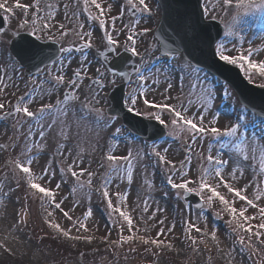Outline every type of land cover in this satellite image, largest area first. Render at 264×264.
<instances>
[{
  "label": "snow or ice",
  "instance_id": "obj_1",
  "mask_svg": "<svg viewBox=\"0 0 264 264\" xmlns=\"http://www.w3.org/2000/svg\"><path fill=\"white\" fill-rule=\"evenodd\" d=\"M129 10L139 15L125 23ZM81 11L87 14L84 22ZM0 15V97L15 95L7 90L19 87L16 79L29 89L14 104L0 100V120L11 119L13 129L9 142L0 144V150L18 149L0 166L4 171L0 203H10V193L24 187V203L11 226L14 238L27 226L29 200H38L42 223L50 230L47 235L70 242L71 247L98 240L114 254L124 247L130 252L143 248L154 258L152 264H160L168 252L182 255L190 249L193 256L210 253V238L228 264H246V260L264 264V113L257 118L244 107L235 113L234 121L220 127V117L212 111L217 90L208 87L207 77L200 76L199 68L182 63L180 53L145 26L144 18L150 22L154 15L149 0H15L11 5L0 0ZM17 16L18 26L9 35L3 24H11ZM245 17L257 18V39L264 42V0H216L211 8L207 3L200 6L194 24L182 26L181 43L207 45L215 60L237 68L249 84L264 89V47L254 48V41L244 34ZM88 21L102 30L99 40L105 48L97 50L102 59L94 72L89 53L97 38L86 27ZM211 22L219 26L215 36L210 31ZM149 34L152 43H147ZM49 45L59 47L49 53ZM12 46L17 49L15 53ZM121 50L129 59H137L119 72L105 67L109 54L119 57ZM17 65L20 69L34 67L33 78L26 79L23 74L15 77ZM118 85L130 89L124 97L127 112L155 121L158 134L168 138L163 144L154 143L150 149L127 147L124 154H117L122 141L116 138L124 135V129L102 105L107 90ZM228 96L225 91L224 97ZM38 101V109L31 110ZM102 133L112 142L108 143ZM53 138L56 143L51 145L48 142ZM169 140L182 150L179 163L169 158ZM37 151L43 156L36 155ZM97 151L102 153L97 165L102 173L92 168L94 160L87 159ZM45 157L41 166L39 161ZM152 167L162 171L168 191L157 187ZM138 169L142 182L130 204V186ZM248 171L251 178L246 175ZM98 176L102 182L95 185ZM156 191H161L165 200L171 195L177 203L198 198L196 219H192L191 205L171 216L170 209L153 198ZM93 192L105 203L110 218L112 231L103 237L81 234L90 232L91 208L82 219L74 220L70 214L82 202L90 203ZM69 202L71 207L66 209L64 205ZM204 209L212 210L216 219L227 217L224 222L232 240L227 252L220 248L218 229L209 232ZM56 214L70 221V226L61 227ZM74 230L78 234H72ZM94 230H99L98 224ZM113 231L117 235L114 240L110 239ZM0 250V255H16L5 243H0Z\"/></svg>",
  "mask_w": 264,
  "mask_h": 264
},
{
  "label": "rangeland",
  "instance_id": "obj_2",
  "mask_svg": "<svg viewBox=\"0 0 264 264\" xmlns=\"http://www.w3.org/2000/svg\"><path fill=\"white\" fill-rule=\"evenodd\" d=\"M11 1V0H10ZM22 3H31L32 0H22ZM113 3H115V0H113ZM208 4L209 8H211L213 5H215L216 0H203V5ZM123 6V5H121ZM81 8V5H80ZM95 13V9H92ZM116 12H113V15H115ZM59 18V17H58ZM80 19L82 22L86 21L87 14L83 13L81 11ZM248 23L244 24L245 28V35L247 38L252 39L254 41L253 47H264V42L257 39L258 36H260V24L256 22L257 18L254 17H245L244 18ZM130 20V17L126 14L124 17V22L127 23ZM18 26V16L15 18H12L11 24H7V27L5 29V32L9 33L11 31L16 30ZM147 26V24L145 25ZM87 28H90L93 33L94 37H96V43L95 47L90 50L89 53V60L91 61V71L94 72L95 67L99 66V61L96 59L94 55V51L96 49H100L103 42L99 40V37L102 35L101 31L97 28V26L91 22L88 21L86 24ZM122 37V36H121ZM121 37H119L121 39ZM7 38V37H6ZM231 46V45H229ZM247 46V45H246ZM7 48V45H6ZM143 48V46H141ZM80 54H76V57H78ZM75 59V57L73 58ZM73 67H75V63L73 64ZM174 67V66H173ZM18 71L14 74L15 77H19L22 73V71L17 66ZM8 73L12 75L11 67L7 69ZM202 78L205 76L200 75ZM31 77L30 79H32ZM175 79V76L173 77ZM210 80V78L207 77V81ZM211 81V80H210ZM16 83L19 85L18 88H12L10 87L7 92L8 93H15V95H6L4 97H0V100H4L6 103L8 101H12L13 99H17V97L24 95L25 91L29 90L26 89L24 86V83L21 82L19 79H16ZM216 90L217 94L215 95L214 104L215 107L213 108V112L219 115L220 121L219 126L224 127L227 125L230 121L235 120V113L239 110H236L235 108V101L232 95H229L227 98L224 97V92L227 91L225 86L214 83L212 84ZM161 91H163V85H161L160 88ZM175 93V90L173 94ZM219 94V96H218ZM39 96V93L36 94ZM106 96V94H105ZM224 97V106L221 108H217V102L218 100ZM54 99V97L52 98ZM156 99L160 100L161 97L159 94H156ZM51 102V100L49 101ZM226 102V105H225ZM40 106V102L33 104L32 107ZM109 106V103L105 100V104L102 105L105 109ZM0 115H3L1 113ZM234 115V118L232 117ZM119 121V120H118ZM259 121L257 120V123ZM34 123V122H33ZM119 126L123 129L121 122L119 121ZM0 144L9 142V137L13 134L12 129V120L9 119L7 121L0 120ZM25 131L27 130V126H25ZM107 131V130H106ZM126 133H128L126 130H124ZM124 132V133H125ZM48 133H46V136ZM104 136V139L111 143L112 141L108 139L107 135L105 133L101 134ZM53 137H55V134H53ZM116 139L122 141L120 148L118 149L117 154H124L127 147H145L149 148L152 146H147L146 144H141L139 142H136V138H133L131 135L126 136V134L117 137ZM74 142V141H73ZM51 145H54L56 143V139L53 138L48 142ZM163 142L157 143V144H163ZM169 144H171V150L169 152V158L175 160L177 163H179V160L183 158L182 156V150L180 147L177 146L175 142H172L169 140ZM204 148L206 150L207 144L205 143ZM55 150L54 148L52 149ZM199 150V149H197ZM18 152V149L16 151H13V149L9 148L6 152L3 150H0V166H3L5 161L9 159L10 156H15ZM36 155L43 156V152H35ZM102 153L97 151L91 156H87V159L94 160L92 163V168L96 169L98 172H103V170L98 169L97 165L100 161ZM45 159H41L39 161L40 165L42 166L45 163ZM195 163V160H194ZM258 163V162H257ZM143 167V166H141ZM38 172L40 171L39 168L36 169ZM150 171H154L156 173L155 175V183L159 189H163L165 191H168L163 184L162 179L164 178V175L160 169H157L155 167L150 168ZM4 175V171H0V177ZM246 175L251 178L252 173L250 171L246 172ZM67 179V177H65ZM102 182L101 177L98 176L94 180L95 185H99ZM142 182V174L141 170H137L134 173V183L131 185L132 189V196L129 198V203L131 204L132 200L135 197V194L137 192V189L140 187V184ZM122 188L125 187V185H121ZM113 189H115V186L113 185ZM8 190V187L6 185L5 191ZM65 193H61L60 195H65ZM24 195V188L21 186L19 189H16L15 191L10 193V203H7L8 206L6 208L7 216L4 219V221L0 222V239L3 240V243H5L9 248H12L15 250L16 255L15 256H8L6 253L3 255H0V264H145L146 262L152 263L153 257L151 255L145 254L143 251V248H138L136 252H130L128 247H124L122 250H118L115 254L109 255V251L104 252L102 254H88L81 257L78 253L74 254V257H72L73 254L66 255L62 254L60 252V249H55L53 245L49 244L47 240L43 239L41 240L39 233L42 231V220H41V208H40V202L29 200L28 202V216H27V226L23 229V232L16 238L14 230H12L11 226L15 223V220L17 218V214L21 209V205L24 203L21 199ZM59 198V197H58ZM154 199H158L161 201V203L170 209L171 216H176L177 211L185 212L186 205L183 204V202L177 203L174 197L169 195L166 200L162 198V192L156 191L153 194ZM7 202V200H6ZM64 207L67 209L71 207V203H66ZM91 208L93 211V217L88 221V227L90 229L89 233H81L83 235H95L97 237H103L107 235L111 229L110 224V218L107 214L105 203L102 201L101 197L98 193L93 192L91 202L84 201L82 202L81 206L79 208H76V210L72 213H70L73 216V219L77 218H83V215L86 211V209ZM190 212L192 214V219H196V214L198 211H196L193 208H190ZM205 215L209 217V232L213 228L218 229V236L220 240L222 241L220 248L224 250V252H227L229 246L232 243V240L230 238V231L227 228L224 219H216L214 216V213L210 209H204ZM29 215H32V219H29ZM179 219V218H178ZM56 222L60 223L61 227L67 228L70 226L71 222L67 221L62 218L60 214L55 215ZM41 221V222H40ZM99 225V230L95 231V225ZM2 225V226H1ZM40 225V226H39ZM180 231V228H177V232ZM14 234V235H13ZM39 236H36V235ZM72 234H78L73 231ZM125 234H128L125 232ZM155 235V232L152 233ZM7 237V239H5ZM9 239V240H8ZM110 239H117L116 233L113 231L112 235L110 236ZM11 240V242H10ZM104 244L100 243L98 240H95L92 244H86L82 243L81 248L86 250V253H89L92 248H97L99 251L101 247ZM208 247L211 248V252L203 251L202 254H197L193 256L191 254V250L189 249L187 252H185L182 255H177L180 258L186 259V263L184 264H228V260L225 257L224 253L217 252L216 246L213 244L211 239L208 240ZM204 246L201 245V249L203 250ZM2 252V250H0ZM106 254V255H105ZM105 255V256H104ZM210 256V259H209ZM66 257H69L70 259H67ZM239 259V257H238ZM255 259V257H253ZM235 264V262H233ZM160 264H178L174 257L169 258L165 255L164 259L160 262ZM246 264H251V261L246 260Z\"/></svg>",
  "mask_w": 264,
  "mask_h": 264
},
{
  "label": "water",
  "instance_id": "obj_3",
  "mask_svg": "<svg viewBox=\"0 0 264 264\" xmlns=\"http://www.w3.org/2000/svg\"><path fill=\"white\" fill-rule=\"evenodd\" d=\"M175 3L178 6L177 9H176V11H178V14H177L178 16L177 17L178 18H180V16L181 17H185L189 21V25L190 24H194L196 22V20L198 19L199 15H200V9H199L198 0H177ZM173 11H175L174 8H173ZM210 31H211L212 35L215 36L217 34V32L219 31V28L214 23L213 24L211 23ZM189 35H191V33H189ZM14 48H15V46H14ZM47 48L49 50L52 49L51 46H47ZM194 50H197L199 52L200 56L195 54ZM16 51H17L16 49H13L14 53ZM186 54L192 60L199 61V62H204L206 64L208 63L211 67L215 66L211 50L205 44H200V43H197V42H193L191 44H188L187 47H186ZM122 60L124 61V63L128 62L127 59L124 58V57H123ZM236 84H238V81H236ZM119 101H120V98H118L116 100V105L117 106L119 105Z\"/></svg>",
  "mask_w": 264,
  "mask_h": 264
},
{
  "label": "bare ground",
  "instance_id": "obj_4",
  "mask_svg": "<svg viewBox=\"0 0 264 264\" xmlns=\"http://www.w3.org/2000/svg\"><path fill=\"white\" fill-rule=\"evenodd\" d=\"M178 18V17H177ZM0 130H1V128H0ZM8 202H6V203H0V222L2 221H4V219L6 218V216H7V213H5L6 212V208H7V206H8V204H7ZM2 226V225H1ZM14 235V234H13ZM9 240V239H8ZM0 241L3 243V240L2 239H0ZM10 242H11V240H10Z\"/></svg>",
  "mask_w": 264,
  "mask_h": 264
}]
</instances>
